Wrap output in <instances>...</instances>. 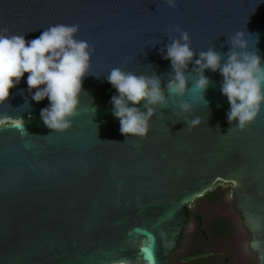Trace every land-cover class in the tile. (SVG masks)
I'll use <instances>...</instances> for the list:
<instances>
[{
  "label": "water",
  "instance_id": "water-1",
  "mask_svg": "<svg viewBox=\"0 0 264 264\" xmlns=\"http://www.w3.org/2000/svg\"><path fill=\"white\" fill-rule=\"evenodd\" d=\"M176 4L0 0V28L27 41L51 25L78 24L77 38L95 49L91 72L99 77L84 78L88 94L81 95L79 114L64 133L43 123L40 113L50 102L32 100L27 73L0 107V113L23 118L30 134L0 128V264H172L190 208L218 182L233 184L235 208L251 235L249 250L264 264V108L244 131L228 132L223 77L205 70L213 84L204 98L192 75L183 97L194 105L189 118L202 121L191 130L171 96L167 108H157L145 139L121 134L112 114L111 97L118 93L105 78L109 71L155 72L165 87L173 69L160 49L177 36L170 31L175 27L189 33L197 54L213 46L227 53V37L244 31L249 50L264 57V0ZM248 33L258 34V42ZM106 140L119 143L101 142Z\"/></svg>",
  "mask_w": 264,
  "mask_h": 264
},
{
  "label": "clouds",
  "instance_id": "clouds-1",
  "mask_svg": "<svg viewBox=\"0 0 264 264\" xmlns=\"http://www.w3.org/2000/svg\"><path fill=\"white\" fill-rule=\"evenodd\" d=\"M165 2L169 8L177 7L176 0ZM79 30L78 24H55L44 29L39 37L27 41L23 34H13L8 28H0V107L9 100L11 89L27 73V90L32 94V100L39 103L47 98L50 102L41 110L43 123L52 133L69 130L73 126V118L79 114L80 97L87 93L83 89V80L87 76H95L91 72L95 49L87 41L77 38ZM170 31L177 36L169 38L167 45L160 49L163 59L170 60L173 69L168 74L169 82L165 87H161L162 77L155 72L152 75L136 74L114 67L105 77L118 93L111 97L110 103L113 116L120 122L121 134L147 138L150 121L157 114V108H167L169 96L179 101L175 108L179 109L188 130L200 125V116L189 118L194 105L183 97L189 91V76L192 75L194 89L204 98L208 87L213 84L205 76V70L218 71L223 77L221 92L230 104L227 119L232 125L228 132L244 131L264 108V57L258 54V50H249L244 31L227 37V53L219 52L213 46L198 54L192 49L187 31L179 27ZM248 34L256 35L258 42V34ZM197 55L199 58L194 59ZM189 64L195 65L191 72L187 71ZM141 104L146 111L138 107ZM93 110L95 113L96 108ZM171 115H176L174 109ZM6 124L22 130V136L30 135L23 118L0 113V128ZM216 130L219 133L218 126Z\"/></svg>",
  "mask_w": 264,
  "mask_h": 264
},
{
  "label": "rangeland",
  "instance_id": "rangeland-1",
  "mask_svg": "<svg viewBox=\"0 0 264 264\" xmlns=\"http://www.w3.org/2000/svg\"><path fill=\"white\" fill-rule=\"evenodd\" d=\"M232 190L233 184L218 182L212 191L206 193L203 198L196 199L192 205V209L206 206L208 217L203 231L208 232L209 224L213 220L225 218L230 225L228 236L220 239L211 238L210 241L201 238L196 241L193 237L195 227L190 224L185 240L172 258V264H190L196 258H207L210 255L215 256L210 260L215 264H221L227 257L230 264H258L257 256L249 250L251 235L245 229L242 218L235 208Z\"/></svg>",
  "mask_w": 264,
  "mask_h": 264
},
{
  "label": "flooded vegetation",
  "instance_id": "flooded-vegetation-1",
  "mask_svg": "<svg viewBox=\"0 0 264 264\" xmlns=\"http://www.w3.org/2000/svg\"><path fill=\"white\" fill-rule=\"evenodd\" d=\"M190 211H191V216H190V224H193L194 227H195V232L193 233V237L195 238V240L199 241L201 238L206 240V241H210L211 238H223L225 237L226 235L228 236V234L230 233V230L227 231V234L225 235H222V231L219 230V228L217 230H214L212 228V224L217 221V220H226L225 218H217L215 220H213L210 224H209V228H208V232H205L203 231V226L205 225V223L207 224V209H206V206H197L195 207L194 209H191L190 208ZM228 226L229 223L228 221L226 220ZM185 240V238H184ZM183 240V241H184ZM205 243V242H204ZM213 257H215L214 255H210L208 256L207 258L205 257H202L201 259H194L193 261H198V260H201V263L200 264H215L214 262H211L210 260H213ZM190 264H193L190 263ZM221 264H230V259L227 257L226 260L222 261Z\"/></svg>",
  "mask_w": 264,
  "mask_h": 264
},
{
  "label": "trees",
  "instance_id": "trees-1",
  "mask_svg": "<svg viewBox=\"0 0 264 264\" xmlns=\"http://www.w3.org/2000/svg\"><path fill=\"white\" fill-rule=\"evenodd\" d=\"M212 228L214 230H217L219 228V230L222 231V233H221L222 235L227 234V231L230 230V226H228L226 220H223V219L215 221L212 224ZM200 263H201V260L193 262V264H200Z\"/></svg>",
  "mask_w": 264,
  "mask_h": 264
},
{
  "label": "snow or ice",
  "instance_id": "snow-or-ice-1",
  "mask_svg": "<svg viewBox=\"0 0 264 264\" xmlns=\"http://www.w3.org/2000/svg\"><path fill=\"white\" fill-rule=\"evenodd\" d=\"M143 251L147 253V252H148V249H144ZM147 258H148V259H151V255H150V253H149V255L147 256Z\"/></svg>",
  "mask_w": 264,
  "mask_h": 264
}]
</instances>
